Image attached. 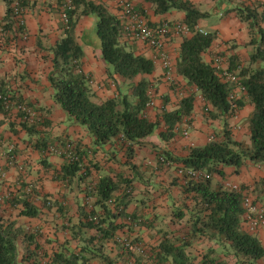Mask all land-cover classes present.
Wrapping results in <instances>:
<instances>
[{
    "label": "trees",
    "instance_id": "16d2710c",
    "mask_svg": "<svg viewBox=\"0 0 264 264\" xmlns=\"http://www.w3.org/2000/svg\"><path fill=\"white\" fill-rule=\"evenodd\" d=\"M12 1L3 0L8 6L5 26L9 30L12 29L17 36L14 29L15 21L12 18ZM141 1L150 4L156 15H165L172 11L183 12L184 23L194 33L191 37L182 38L176 63L178 76L183 77L190 88L189 95L181 100L179 108L172 112L164 111L162 118L155 121L146 117L147 104L151 100L150 91L154 88L146 76L155 72V64L123 43L124 29L120 19L111 14L104 4L92 0H73L72 9L65 11L68 22L67 24L62 22L63 37L49 50L52 68L48 82L53 91L52 99L68 120L85 129L95 146L103 147L115 140L120 141L126 148L127 163L132 170L137 169L136 165L132 164L136 146H144L145 140L156 133L161 123L166 127L162 137L165 140L173 138L176 126L191 118L195 103L198 101L197 97L204 99V107L210 116L213 119L222 118V134L217 139L213 137L205 146L191 147L186 157L158 153V163L166 166L161 161L165 159L170 165L175 164L177 171L183 167L210 174L211 179L205 181L195 182L186 179L183 194L195 205L189 217V234L206 236L226 248L232 252L236 264H257L264 258V247L253 233L244 229L242 224L244 191L247 188L242 186L240 191H236L223 185L215 186L212 184V177L217 175L224 179L226 175L224 169L229 167L235 168V174H239L246 161L264 166V10L259 11L263 6L234 9L239 19L248 24L250 40L247 46L252 49L246 65L237 54H234L228 59L226 71H223L205 62L203 58L214 43L215 37L209 33L207 36L195 33L199 21L207 17L206 13L199 11L190 0ZM22 6L24 9L27 7L26 0H22ZM63 6L64 0H61L60 10ZM137 10L146 16L141 9ZM84 16H93L96 22L92 29L83 32L82 41L101 51L108 79L115 82L120 78L121 84L127 85L131 96L119 89L112 98L104 101L96 102L92 99L93 80L83 71L82 60L85 52L76 37L77 25ZM4 30L2 29L3 32ZM24 31L26 32V25L18 32ZM44 58L47 60L49 57L46 55ZM224 72L236 75L244 87L245 92L238 100H231L235 86L225 80ZM246 100L254 107L248 119L249 145L235 141L227 123V118L235 116L233 106L240 110ZM20 106H25L27 111L18 109ZM14 109L21 117L22 131L31 136L40 134L36 126L28 125L30 118L28 111L35 112L36 107L0 86V113L7 115ZM45 123L44 121L43 124ZM1 126L2 123L0 128ZM32 146L44 159L48 154H53L49 153L51 146L63 149L70 146V152L77 156L78 161H72L65 154H55L63 163L59 168L52 169L53 178L71 190L75 186L79 191H87V196L93 198L96 207L102 210V215L86 214V217H80L76 225H68V231L74 234L73 239L81 241L79 235H82V232L94 230L96 236L90 238L88 242L103 246L105 242L114 239L116 232L123 227L118 224L119 220L127 224V218H131L128 225L141 224L135 214L126 212L129 205L127 197L132 192V188L129 187H132L134 182L130 176H120L119 181L109 176L96 179L92 166L85 161L88 151L70 141L53 143L48 138H41ZM43 162L50 168L46 160ZM93 168L95 171L98 170L95 164ZM133 177L136 178L135 175ZM121 182L125 183L127 188L123 194L117 195L121 191ZM35 193L30 184L23 182L18 187L11 206L21 209L20 215L23 217L37 218L40 208L35 205L34 198L37 197ZM116 196L118 197L116 208L111 210L108 207L109 202L113 204ZM58 210L62 211L61 208ZM183 210L176 214L180 219L186 216ZM22 232L21 227H17L15 222L0 218V264H94L96 261H99V264L116 263L109 255H105L101 248L93 245L81 247L78 251L65 249L57 250L50 255L43 253L41 260L46 259L43 263L39 261L42 248L37 243L35 234L21 236ZM135 240L142 241L137 238ZM171 240L166 239L152 248L154 264H161L160 261L165 263L170 261L171 264H195L186 252L187 244H175ZM121 249L124 257L129 255L122 247ZM207 260L203 257L202 264H223L220 260ZM137 261L136 264H142L141 258H137Z\"/></svg>",
    "mask_w": 264,
    "mask_h": 264
},
{
    "label": "rangeland",
    "instance_id": "374dc122",
    "mask_svg": "<svg viewBox=\"0 0 264 264\" xmlns=\"http://www.w3.org/2000/svg\"><path fill=\"white\" fill-rule=\"evenodd\" d=\"M2 1L3 0H0V2ZM206 1L207 2H200L198 5H195L199 11L207 14L206 18L199 21L200 28L207 31L209 35H212L215 39L218 38L219 42H215V44L220 49L226 48V51L215 52L212 55L214 60L220 58L222 63H225L227 57H231L229 53L231 54L232 50L235 49L233 47H236L238 48L237 51H239V48L240 51L243 49L242 52H239V55L240 59L245 60L243 62L246 65L249 61L245 59L247 47H249L247 44L250 40L249 28L246 22H242L239 19L234 9L246 6L255 7L257 4L251 3L255 4L251 5L246 1L240 0L231 7L227 6L223 8V5L219 4L220 0ZM263 10L264 6L261 7L259 11L263 12ZM216 23L224 24L223 36L221 33H217L211 29ZM59 24L62 27L61 17ZM5 25H7V21L0 20V86L16 94L19 93V87H17L14 78L17 77L18 73H14L9 70L8 67L10 63L15 64L18 62L17 58H11L10 54H12V50L15 51L21 48L20 42L22 39L20 40L19 36H16L14 31L12 29L9 30ZM2 29H5L4 32ZM238 41L241 43L240 45H236ZM251 49L252 48L249 47V52ZM244 50H246V53ZM242 53L244 54L242 55ZM9 57L11 59H9ZM8 60L12 62H8ZM113 84L115 87L111 86ZM103 85L106 92H110L108 96H98L91 88L92 99L96 102L104 101L111 96L113 97L119 89L131 96V92L127 88V85H122L120 79L115 82H105ZM154 91L155 87L150 92H153V98H156ZM34 106L36 107V111L34 112L36 115L28 119V125L36 126L37 131L40 132L38 135H27L25 131L21 130V117L15 109L7 113V115L0 113V123H2V127L0 128V218L5 221L15 222L17 227H21L23 231L21 236L25 234L28 236V233L35 234V239L42 248L39 261L42 259L43 253H48V255H50L52 252L57 250L64 251L65 249L78 251L81 247H91L93 245L101 248L105 255H109L113 258L116 261L115 264H136L138 263L137 258H141L142 264H154L153 257L150 261H144L142 257L134 255L124 257L117 239L122 235H129L132 239H141L148 250L150 248V253L152 248L157 247L161 242L166 239H172L171 241L175 244H187L186 252L195 264H202L203 257H206L208 259L207 261L220 260L223 264H236L232 252H229L226 248L221 247L218 243L211 241L206 236H191L189 234V217L191 209L193 210L195 205L192 200L185 198L183 194L186 179L181 178L179 175L176 176L178 174L177 168L173 169L174 166L172 165L165 166L158 163V159L155 160L154 165L143 164L146 160L145 158L136 165V170H132L127 162H125L127 159L126 148L122 146V144H120L119 147L118 141L116 140L112 142L113 145H116L113 154H111V148H103L101 150V155L104 154L103 160H105L107 164L101 171L99 168L95 171L93 168V176L95 178L97 177L96 179L101 176H109L119 181L120 176L133 177L135 175L136 178H130L134 181V184H132V187H129L132 188V192L127 197L129 205L126 212L135 214L138 220L141 221V224L137 226L128 225V223L124 224V221L119 220L118 224L123 225V227L116 232L114 239L105 242L103 246L88 242L90 238L96 236V231L94 230H85L82 232V235H79L81 241L73 239L74 234L72 235V232L68 231V225H76L80 217H86V214L94 213L95 216L102 215V210L96 207V202L93 198L87 196V191H79L75 186L71 190L69 187L66 188L60 182L55 181L52 173L55 163H51L50 160L57 155L48 154L45 159L41 158L38 153L33 150L32 145L37 139L39 140L43 137L49 138V141L53 143H60V141L63 140L70 141L76 146L77 141L82 138L84 143L89 144L90 135L87 132L79 130V125L65 118L63 112L59 110V108H45L44 106L40 107L35 104ZM201 107V114H206L208 118H212L208 110H206L204 106ZM206 115L204 116L207 117ZM44 121L46 122L45 124H43ZM220 121L222 127L223 122L222 120ZM192 122L193 119L191 118L188 119L185 124L191 127ZM65 127H67V129H65ZM216 128L215 130H211L208 134L209 140L211 137L217 139L222 134L223 129L221 128L220 130ZM183 129L184 128H182V130ZM182 130L180 135L183 137ZM191 130L192 129H189V131ZM165 132V127L161 123L160 128L152 138L158 139L161 142H168L172 138L165 140L162 137ZM10 147H14L12 154L8 152ZM137 147L140 146H136L135 149ZM139 150L141 151L142 148H139ZM155 151L157 153L164 152L163 149L158 148ZM123 154H125V157H123ZM11 156H14V161L10 159ZM135 156L136 154H134L133 162L135 161ZM43 160H46L50 168L44 164ZM90 165L93 167L94 164ZM219 179H221L219 176L214 175L212 177V184L215 186L223 185L226 188L232 185H238L233 182L222 184L221 181L219 182ZM23 182L30 184L31 189L36 191L35 194L37 197L34 198V201L36 200L35 205L40 208V214L37 218L31 219L23 217L20 215L21 209L11 206L17 189ZM253 187L256 186L254 184L253 186H246L248 189L252 188L251 197L254 202L264 208V201L262 199L264 183L262 182L261 185L259 184V187L255 190ZM126 188L127 186L125 183L121 182V191L117 195L123 194ZM115 198L116 201L108 205L111 210L116 208L118 197L116 196ZM172 199H174L176 205L170 208L166 201L169 200V202H171ZM58 208H61L62 211L59 212ZM181 209H184V215L186 213L184 219H180L176 216ZM170 218H172L170 221L171 224L169 222ZM254 235L256 236V234ZM22 238L23 237H21V239ZM33 248L32 246V249ZM42 262H46V259ZM160 263L171 264L170 261L169 263L160 261ZM94 264H99V261L94 262ZM257 264L259 263L257 262Z\"/></svg>",
    "mask_w": 264,
    "mask_h": 264
},
{
    "label": "crops",
    "instance_id": "0c3cea01",
    "mask_svg": "<svg viewBox=\"0 0 264 264\" xmlns=\"http://www.w3.org/2000/svg\"><path fill=\"white\" fill-rule=\"evenodd\" d=\"M97 3L104 4L108 11L117 16L121 14V5L119 0H92ZM132 3L137 9H141L142 12L145 13L146 17L152 23H159L163 21L168 22H184L185 14L183 12L172 11L171 13L165 15H156L154 13L153 8L150 4L143 3L141 0H123ZM193 5H198L200 2H207L206 0H190ZM211 1V0H210ZM240 0H220L219 4L223 5V8L229 6L231 7L234 3L239 2ZM246 1L248 4L255 3L257 5L264 6V0H242ZM219 2V1H218ZM226 3V4H224ZM251 4V5H255ZM27 7L25 8V22H26V33L28 35L27 40H22L20 42L21 48L12 50V54H10L11 58H17V63L9 64L8 69L13 71L14 73H18L17 77L14 78L15 83H17V87H19L18 92L16 93L25 101L35 104L36 106H44L45 108H54L62 111V109L56 105L52 99L53 91L50 88L48 82V75L51 71V53L50 49L55 45V43L63 37V26L61 27L60 17H61V0H26ZM7 9L8 6L2 1L0 2V20L7 19ZM96 22L95 17L93 16H84L80 19L77 28H76V37L83 47L85 52V57L82 60L83 62V71L90 75L92 80L94 81V85L91 86L92 91L96 92L98 96L104 97L108 96L110 92H106L103 83L110 81L108 79V75L106 73V65L101 58V51L94 47L88 46L84 44L82 41V36L84 31H88L92 29ZM200 26V25H199ZM223 26L224 24L216 23L211 27L215 32L221 33L223 36ZM223 33V34H222ZM220 35V34H219ZM191 37V35L189 36ZM20 39V38H19ZM21 40V39H20ZM123 43L125 42L128 47H130L135 53L138 55H143L144 57L152 60L155 64V72L146 76L148 80H150L152 85L155 87V106L153 109H150L147 112V118L149 120L155 121L157 119H161L164 111H175L179 108L181 100L189 95L190 88L186 85V80L178 76L176 72V63L178 59L179 50L183 39L180 37L172 38L166 44V52L171 59L172 62V82H168L166 78V70H164L163 65L160 60L155 58V53L152 49L148 48L146 45L140 42H127L124 37H122ZM215 42H219L218 38L215 39L211 48L208 50L206 54H204V61L214 65L213 54L215 52L226 51V48L220 49ZM241 43L238 41L236 45H240ZM41 47V48H40ZM238 48L232 50V55L237 54L239 57ZM246 53V50H244ZM236 52V53H234ZM219 54V53H218ZM228 54V53H227ZM229 53V56H232ZM244 53H242L243 55ZM48 56L49 58L46 60L44 57ZM217 56V55H216ZM215 56V57H216ZM9 57V59H11ZM225 63H223V68L226 69L228 66V59ZM249 60V47H247V55L246 58ZM245 61L244 59H241ZM8 62H12L8 60ZM10 76V75H9ZM120 79V78H117ZM112 86V85H111ZM113 87V86H112ZM109 98V97H108ZM112 98V96L110 97ZM198 101L195 103L194 112L191 116L193 119L191 127L187 124L183 123L181 125L176 126L174 129L175 136L170 141L161 142L158 139H154L152 137L145 140L146 144L144 146L137 147L135 149V161L132 163L134 165H138L139 162L144 160L143 164H151L154 165L155 160L158 158V153L155 151L158 149H163L165 153H169L174 157H186L189 154V149L191 147H202L205 146L210 140L208 139V134L211 130L220 129L221 130V119H212L208 118L206 114H201L202 107L204 103L201 100V97H197ZM254 107L249 104L248 100L244 102V106L238 111L236 117L227 118L228 129L231 131L233 138L235 141L244 143L245 145L250 144V134L248 131V119L251 115ZM63 112V111H62ZM64 117H66L63 112ZM206 115L207 117H205ZM190 118V119H191ZM186 122V121H185ZM162 125L165 127L164 123ZM2 127V126H1ZM79 130L86 132L85 129L81 126H78ZM182 128H184L182 130ZM67 129V127H65ZM189 129H192L189 131ZM182 130V135H180ZM166 131V127H165ZM188 131L189 136L184 137V132ZM74 134V133H71ZM44 138V137H43ZM49 139V138H48ZM185 139V140H184ZM77 144L82 148L88 151V157L85 159L88 165L95 164L97 168L101 171L104 169L107 164L105 160H103V155H101V150L103 148H111V154H113L114 147L113 143H109V145H105L103 147L95 146L93 143V139L90 137V143H84L82 138L77 141ZM122 144L120 141L118 145L120 147ZM113 145V146H112ZM107 146V147H106ZM139 148H142L140 151ZM120 149V148H119ZM161 153V152H160ZM39 155V154H38ZM125 157V154H123ZM126 159V158H125ZM114 161V160H112ZM51 163H55V167L59 168L63 160L58 156L52 158L50 160ZM127 162V159L126 161ZM124 162V164H125ZM128 164V163H127ZM174 168H177L175 164ZM167 166V165H166ZM53 167V169L55 168ZM93 169V167H92ZM225 178L219 179L222 184H227L228 182H233L234 184H238L239 186H253L254 190L259 187V184L264 183V166L255 165L250 161H246L243 167L240 169L239 174H235V168L229 167L225 168ZM178 176V174L176 175ZM128 177V176H126ZM97 178V177H96ZM99 178V177H98ZM130 178H133L130 176ZM220 178V177H219ZM116 181V180H115ZM134 184V182H133ZM217 184V183H215ZM182 194V193H181ZM262 199L264 201V192L262 195ZM171 208V206H175V201L172 199L171 202L169 200L166 201ZM174 208V207H173ZM172 208V209H173ZM172 218L169 219V222ZM171 224V222H170ZM172 236V235H169ZM256 237L261 241L264 247V231H259L256 233ZM260 264H264V258L258 261Z\"/></svg>",
    "mask_w": 264,
    "mask_h": 264
},
{
    "label": "built area",
    "instance_id": "2783aa9c",
    "mask_svg": "<svg viewBox=\"0 0 264 264\" xmlns=\"http://www.w3.org/2000/svg\"><path fill=\"white\" fill-rule=\"evenodd\" d=\"M121 5V14L119 15V19L122 23L124 33L123 37L127 42H140L146 45L148 48L152 49L155 53V58L160 60L164 70H166V78L168 82H172V62L166 52V44L174 37H189L192 36L194 33L191 31L189 26H187L184 22H168L163 21L159 23H152L146 16L142 15L136 7L127 1L119 0ZM72 2L73 0H64V6L61 9V20L64 24H67L68 17L65 11L67 9H72ZM12 9V18L15 21V30L17 32V36H19L22 40H27L28 35L24 32H18L20 29L24 28L26 25L25 22V9L22 6V0H13L11 4ZM195 33L207 36L208 32L204 31L198 25L195 28ZM223 63L220 58H216L214 60V66L226 71L223 68ZM223 76L228 83H231L235 86V90L231 95V100H238L240 95L245 92L244 87H242L239 78L236 75H233L228 72H224ZM91 85H94V82L91 81ZM114 86V85H113ZM155 94V93H154ZM151 100L147 104V112L150 109H153L155 106V98H153V92H150ZM204 103V99H202ZM9 109L8 106H6ZM18 109H22L23 111H27L25 106H20ZM234 114L236 117L238 113V109L236 106H233ZM146 112V117H147ZM30 117H34L36 114L34 112L28 111ZM184 137H188V131H185ZM211 137L210 140H212ZM70 146H67L66 149L51 146L49 148V153L53 154H65L69 157L72 161H78L76 155L70 152ZM14 147H10L8 149L9 154H12ZM10 159L14 161V156H11ZM161 161L166 164L170 165V163L165 162V159H161ZM178 175L181 178L193 180L195 182L205 181L211 179L210 174L197 171L193 169H185L183 167L178 169ZM230 186V185H228ZM232 190L240 191L241 186L239 185H232L229 187ZM30 191V189H28ZM252 188H247L244 191V199H243V227L249 233H257L259 231H264V208L261 205H258L254 202L253 198L251 197ZM112 204V202H109ZM126 223H131V218H127ZM118 244L123 248L124 252L127 254H131L134 256H139L144 259V261L152 260V255L150 253V248L148 250L147 246L143 241H136L134 238L132 239L129 235H122L118 239Z\"/></svg>",
    "mask_w": 264,
    "mask_h": 264
}]
</instances>
